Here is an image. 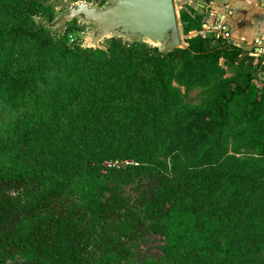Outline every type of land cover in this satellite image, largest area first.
I'll list each match as a JSON object with an SVG mask.
<instances>
[{
    "label": "trees",
    "instance_id": "obj_1",
    "mask_svg": "<svg viewBox=\"0 0 264 264\" xmlns=\"http://www.w3.org/2000/svg\"><path fill=\"white\" fill-rule=\"evenodd\" d=\"M210 2L180 5L186 46L161 52L81 47L34 20L52 0H0V264H109L142 229L171 264L264 262V53L202 37ZM173 80L217 84L188 104Z\"/></svg>",
    "mask_w": 264,
    "mask_h": 264
},
{
    "label": "rangeland",
    "instance_id": "obj_2",
    "mask_svg": "<svg viewBox=\"0 0 264 264\" xmlns=\"http://www.w3.org/2000/svg\"><path fill=\"white\" fill-rule=\"evenodd\" d=\"M65 1L66 0H52V3L55 6L54 18L52 21H47L42 17L34 16V20L37 23L47 27L57 38L62 37L67 29V26H71L75 28L71 29L69 32V39L74 40L81 47L106 48L107 41L112 38H119L123 44L143 42L147 46L149 45L151 47L156 45L159 51H164V46L162 43L153 44L148 39L134 34L125 37L118 31L108 34L106 37L98 40V44H96L95 42L98 37V26L95 23L85 20L82 16H77L70 21H66L64 24H61L60 17L68 13ZM113 1L114 0H106L105 4L99 7H104L106 4ZM72 2L76 4L79 1ZM174 7L176 9V13L178 14V9L180 7L178 0H174ZM72 23H75V25ZM178 25L181 38L180 47H184L186 46V42L184 41V35L182 33L180 21ZM216 84L217 83L185 86L174 80L172 81V85L181 91L184 101L188 104H199L204 101L214 92ZM2 116L5 120L9 121L16 116V113L14 111H7L2 113ZM235 152V155L237 156H249L253 154L251 148H242ZM167 159L169 160V158ZM132 187L133 184L113 185L105 194L119 195L127 200L130 204H133L135 193L132 190ZM120 234L113 233L111 236L112 238L110 240V245L107 248L112 245L113 249H115L116 257L115 259L108 260L109 264H171L170 257L166 256V254L162 251V246L165 243V240L162 236L155 234L148 229H142L140 232L130 238L121 236ZM109 249L112 250L111 248ZM106 253H109L108 249L106 250ZM259 264H264V262Z\"/></svg>",
    "mask_w": 264,
    "mask_h": 264
},
{
    "label": "water",
    "instance_id": "obj_3",
    "mask_svg": "<svg viewBox=\"0 0 264 264\" xmlns=\"http://www.w3.org/2000/svg\"><path fill=\"white\" fill-rule=\"evenodd\" d=\"M77 1L76 4L71 0L65 1L68 13L60 17V22L64 24L82 16L95 23L98 26L96 44L108 34L118 31L125 37L134 34L153 44L162 43L163 52L181 46L179 15L173 0H114L104 7L99 6L105 3L98 5L95 1Z\"/></svg>",
    "mask_w": 264,
    "mask_h": 264
},
{
    "label": "crops",
    "instance_id": "obj_4",
    "mask_svg": "<svg viewBox=\"0 0 264 264\" xmlns=\"http://www.w3.org/2000/svg\"><path fill=\"white\" fill-rule=\"evenodd\" d=\"M174 1V0H173ZM201 11L206 0H178ZM223 25L222 35L245 49L254 47V54L264 53V0H211L210 11L204 16V25ZM216 33L209 30V33Z\"/></svg>",
    "mask_w": 264,
    "mask_h": 264
},
{
    "label": "built area",
    "instance_id": "obj_5",
    "mask_svg": "<svg viewBox=\"0 0 264 264\" xmlns=\"http://www.w3.org/2000/svg\"><path fill=\"white\" fill-rule=\"evenodd\" d=\"M224 28L225 27L221 24H217L216 26L211 27V28L208 27L207 25H205V27H203V29L199 31V34L202 37H206L209 34V30H211V31L215 30L217 34L224 35V34H226ZM210 33H212V32H210Z\"/></svg>",
    "mask_w": 264,
    "mask_h": 264
}]
</instances>
